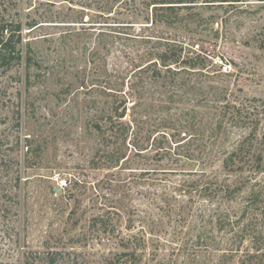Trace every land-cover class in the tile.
Here are the masks:
<instances>
[{
    "label": "rangeland",
    "instance_id": "374dc122",
    "mask_svg": "<svg viewBox=\"0 0 264 264\" xmlns=\"http://www.w3.org/2000/svg\"><path fill=\"white\" fill-rule=\"evenodd\" d=\"M116 1L0 0V20L37 24L24 62L0 72V264H106L122 249L101 241L99 216L122 238L130 221L149 234L140 264H264V3L197 0L171 16ZM120 99L123 170L97 130ZM248 138L261 164L228 177L223 159ZM214 177L237 184L232 201L205 196Z\"/></svg>",
    "mask_w": 264,
    "mask_h": 264
},
{
    "label": "trees",
    "instance_id": "16d2710c",
    "mask_svg": "<svg viewBox=\"0 0 264 264\" xmlns=\"http://www.w3.org/2000/svg\"><path fill=\"white\" fill-rule=\"evenodd\" d=\"M115 1V0H114ZM123 0H117L116 2L121 3ZM247 0H211L210 3H219V4H229L230 6H234L235 4L246 2ZM258 2L264 3V0H257ZM197 0H178L176 3L171 2V0H153L151 5H154L153 10L157 13L160 11H170L171 16L175 14L176 8H181L179 6H174L175 4H196ZM186 8L188 6H182ZM37 24L29 23L25 25L23 22L18 20V23H10L8 21L0 20V72L9 71L15 65H20L24 62V55L22 54L21 47L23 46L24 36L23 31L26 26H29L30 29L36 27ZM183 49H174L172 54L164 53L161 55L160 59L162 60V66H168L169 62L176 64L180 58V53ZM200 55L196 57V59H190L184 62V64L189 65L191 69L194 67L200 66V64H204L203 60H199ZM195 60V61H194ZM26 64L28 69L31 68L34 63V59L32 55L28 54L26 58ZM171 65V64H170ZM139 69L138 73L146 72V66H137ZM153 77H161V73L156 71L153 74ZM134 87V85H133ZM27 90L30 89V78L28 76V80L26 83ZM123 106V109H122ZM127 106L126 101H122L121 99L117 102L116 106L112 110V114L109 117V122H106L104 127L98 126L97 130L104 137L103 140L108 142V138L116 144V150L118 155H114V159H110L112 162H115L117 167H120L121 170L125 169V164L128 162V139L130 132L132 131L131 124L128 120L127 115ZM108 138H106V134ZM250 139H245L240 145L238 149H234L232 153L226 155V157L222 161V171L228 177L233 176L242 172L244 166L247 164L258 163L261 164L262 157L259 156L257 159L252 157V152L246 151V144L249 143ZM264 141V139H263ZM139 149L142 147L139 146ZM141 151V150H140ZM213 183L206 185L204 187L206 191V197H211L213 199L218 198V196H223V198L227 201H232L236 194L240 191L238 187H235L237 184H229V180L220 181L217 177L213 178ZM67 184V181H66ZM56 193V192H55ZM135 221H130L128 229L131 232V235L128 238H122L121 232H119L116 228V224L114 220L110 217L99 216L92 220V228H99V231L103 232V236L101 241H108L109 243L117 244L122 249L121 254H116L114 257H110L105 259L106 264H121L119 259L123 257H130L132 263L140 264L142 258L138 255L139 248H142L146 242L148 233L145 231H141L138 233H133ZM123 264H127L124 262Z\"/></svg>",
    "mask_w": 264,
    "mask_h": 264
},
{
    "label": "built area",
    "instance_id": "2783aa9c",
    "mask_svg": "<svg viewBox=\"0 0 264 264\" xmlns=\"http://www.w3.org/2000/svg\"><path fill=\"white\" fill-rule=\"evenodd\" d=\"M60 186H61L62 188L66 187V186H67L66 181L62 182Z\"/></svg>",
    "mask_w": 264,
    "mask_h": 264
},
{
    "label": "water",
    "instance_id": "95a60500",
    "mask_svg": "<svg viewBox=\"0 0 264 264\" xmlns=\"http://www.w3.org/2000/svg\"><path fill=\"white\" fill-rule=\"evenodd\" d=\"M57 192H59V191H57Z\"/></svg>",
    "mask_w": 264,
    "mask_h": 264
}]
</instances>
